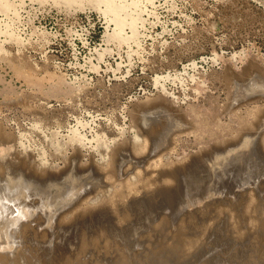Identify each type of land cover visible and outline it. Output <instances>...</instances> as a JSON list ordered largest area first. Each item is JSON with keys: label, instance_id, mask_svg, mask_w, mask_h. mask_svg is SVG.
I'll return each instance as SVG.
<instances>
[{"label": "rangeland", "instance_id": "374dc122", "mask_svg": "<svg viewBox=\"0 0 264 264\" xmlns=\"http://www.w3.org/2000/svg\"><path fill=\"white\" fill-rule=\"evenodd\" d=\"M262 112L264 0H0V264H264Z\"/></svg>", "mask_w": 264, "mask_h": 264}, {"label": "bare ground", "instance_id": "6f19581e", "mask_svg": "<svg viewBox=\"0 0 264 264\" xmlns=\"http://www.w3.org/2000/svg\"><path fill=\"white\" fill-rule=\"evenodd\" d=\"M192 63H194V62H192ZM253 64V63H252ZM251 65V64H250ZM252 66V65H251ZM229 68V67H228ZM225 71H229L228 69L226 70L225 69ZM225 71H224V73H225ZM230 71H232V70H230ZM230 71L229 72H226L223 76H224V79H226L227 81L228 80H232L231 79V77H232V74L230 73ZM233 72V71H232ZM225 80V81H226ZM257 89V88H256ZM251 90V89H250ZM243 92V91H242ZM235 94V93H234ZM230 103V102H229ZM234 103V102H233ZM243 104V103H242ZM217 108V107H216ZM194 110V108H191L190 110ZM224 110V109H223ZM235 110V109H234ZM195 112V111H194ZM193 112V113H194ZM199 112V111H198ZM198 112H195V113H198ZM252 112V111H251ZM250 112V113H251ZM256 111H254V113H255ZM261 111H259V113H260ZM199 113H201V112H199ZM224 113V112H223ZM262 113H264V112H262ZM218 114V113H217ZM239 114V113H238ZM203 116H204V114H202ZM235 115H236V113H235ZM235 115H234V117H235ZM240 115V114H239ZM239 115H237V116H239ZM242 115V114H241ZM240 115V116H241ZM257 115H260V114H258L257 113ZM257 115H256V113H255V117H257ZM210 116V115H209ZM239 116V117H240ZM243 116V115H242ZM246 116V115H245ZM251 116V115H250ZM250 116L248 117V118H250ZM254 116V115H253ZM262 116H264V115H262ZM194 117L196 118V114H194ZM198 117V116H197ZM200 117V118H199ZM198 117V120H200L201 119V115ZM244 117V116H243ZM259 117V116H258ZM203 118V117H202ZM214 117H212L211 119H213ZM216 118V117H215ZM214 118V119H215ZM217 118H218V116H217ZM217 118H216V120H217ZM232 118H233V116H232ZM246 118V117H245ZM245 118H243V120L245 119ZM251 118H253V117H251ZM205 119V118H204ZM219 119V118H218ZM236 119V118H235ZM240 119V118H239ZM253 119H255V118H253ZM198 120H196V121H198ZM215 120V121H216ZM184 121V120H183ZM187 121V120H186ZM195 121V122H196ZM210 121H212V120H210ZM213 122V124L212 125H214V126H216V127H218L217 125H215L214 123H216V122ZM222 121V120H221ZM236 121V120H235ZM249 121V120H248ZM248 121H246L248 124H246V128H247V125H250V124H252V122L254 121V120H252V121H250V124H249V122ZM195 122L194 121H192V123L193 124H195ZM200 122V121H199ZM202 122V124H204L203 122H205V123H210V122H208V121H201ZM201 122L199 123V124H201ZM217 122H218V120H217ZM238 122V124H241V125H239L240 127H242V124L243 123H241V122H239V121H237ZM187 123H189V122H187ZM190 123H191V121H190ZM191 123V124H192ZM221 123L222 122H220V125H221ZM224 123H226V122H224ZM224 123H222V125L224 124ZM255 123H258V122H256L255 121ZM255 123H253V125L255 124ZM199 124H197V122H196V125L197 126H199ZM201 124V125H202ZM211 124V123H210ZM227 124H228V122H227ZM226 124V125H227ZM237 124V123H236ZM196 125H194V127L196 126ZM206 125V124H205ZM205 125H203L204 127H205ZM221 125V126H222ZM225 125V124H224ZM223 126L224 127V130H225V127H227V126ZM228 125H230V124H228ZM252 125V127H254ZM180 126V125H179ZM191 126V125H190ZM196 126V127H197ZM207 126V125H206ZM209 126H211V125H209ZM213 126V127H214ZM232 126V125H231ZM204 127L202 128L203 130H204ZM212 127V128H213ZM223 127H218L219 129H221V128H223ZM233 127V126H232ZM249 127V126H248ZM251 127V126H250ZM259 127V126H258ZM2 128V127H1ZM198 128H200V127H198ZM198 128H196V129H198ZM200 128V130H202ZM212 128H210V130L212 129ZM218 128H216L217 130L216 131H218L219 129ZM229 128V127H228ZM236 128H238V127H236ZM245 128V126L243 127V129ZM192 129H194L193 128V126H192V128L190 129V127H189V131H191ZM213 129H215V128H213ZM232 128L230 127V129L229 130H231ZM238 129H240V128H238ZM248 129V128H247ZM246 129V130H247ZM250 129H252V128H250ZM186 129H184L183 131H185ZM199 130V129H198ZM197 130V131H198ZM202 130V131H203ZM207 130H209L208 128H207ZM209 130V131H210ZM253 130V129H252ZM255 130H257V129H255ZM1 131V130H0ZM182 131V132H183ZM188 131V130H187ZM188 131V132H189ZM196 131V130H195ZM194 130H193V132H195ZM196 131V132H197ZM208 131V132H209ZM215 131V130H214ZM237 131H239V130H237ZM240 131H241V129H240ZM243 131V130H242ZM242 131H241V134H242ZM2 132V131H1ZM1 132H0V135H2L1 136V138L3 137H5V134L3 135V133L1 134ZM180 132V131H179ZM195 132V137L197 136L196 133ZM205 132V131H204ZM204 132H200L198 135L199 136H197V138H195V139H198V137H200V138H202L203 137V135L202 134H207V133H204ZM211 132V131H210ZM219 132V131H218ZM218 132H213V130H212V133H215V134H217ZM221 132H223V131H221ZM221 132H219V133H221ZM228 132V131H227ZM247 132V131H246ZM251 132V131H250ZM254 131H252V133H253ZM7 133H9V132H7ZM171 133V132H170ZM184 133H186V132H184ZM190 133H192V131L190 132ZM202 133V134H201ZM218 133V134H219ZM226 132H224V133H221L222 134V137L224 138L225 136H223L224 134H225ZM237 133V132H236ZM244 133V132H243ZM248 133V132H247ZM202 135V137H201V135ZM209 134V133H208ZM214 134V135H215ZM217 134V135H218ZM145 135V134H144ZM193 135V134H192ZM217 135H215V136H217ZM226 135V134H225ZM234 135V134H233ZM233 135H231L230 136V139H231V137H233ZM11 136V135H10ZM10 136H8L9 138V140H10V138L12 137H10ZM169 136V135H168ZM209 136H212V135H210L209 134ZM209 136H207V137H209ZM219 136V135H218ZM235 136V135H234ZM247 136V135H246ZM236 137H238V136H236ZM249 137V136H248ZM261 137V136H260ZM6 139H7V137H5ZM165 138V137H164ZM6 139H5V141H6ZM205 140H206V138H204ZM210 139V138H209ZM222 139V138H221ZM233 139V138H232ZM234 139H236V138H234ZM233 139V140H234ZM253 139V138H252ZM4 140V139H3ZM227 140V139H226ZM238 139H236V141H237ZM1 141V140H0ZM197 141H199V139L197 140ZM201 141V140H200ZM216 141H218V140H216ZM229 141H231V140H229ZM228 141V142H229ZM2 142H4V141H2ZM220 142H224L223 140H220ZM225 142H227V141H225ZM227 142V143H228ZM119 143V142H118ZM126 143V142H125ZM171 143V142H170ZM230 143V142H229ZM235 143V142H234ZM240 143V142H239ZM245 143V142H244ZM4 144V143H3ZM172 144V143H171ZM216 144V143H215ZM220 143H219V141L217 142V144L216 145H219ZM226 144V143H225ZM224 144V145H225ZM233 144V143H232ZM242 144V143H241ZM119 145V144H118ZM211 145V144H210ZM227 145V144H226ZM237 145V144H236ZM122 146V145H121ZM121 146L119 145V146H117L116 148L114 147V149L112 148V153H110L111 154V156H110V161H109V165H108V169H107V171H109L110 173H114V169H115V165H116V160H117V154H118V152L117 151H119L118 149H120L121 148ZM142 146V145H141ZM214 145H212V147H213ZM220 146H221V144H220ZM234 146V145H233ZM244 146V145H243ZM136 147V146H135ZM223 147V146H222ZM226 147H228V145L226 146ZM160 148V147H159ZM211 148V147H210ZM218 148H219V146H218ZM217 148V149H218ZM236 148V147H235ZM214 149V148H213ZM230 149V148H229ZM209 150V149H208ZM222 150H225V149H222ZM227 150V149H226ZM234 151V149H230V151ZM110 151V152H111ZM126 151V150H125ZM201 151V150H200ZM203 151V150H202ZM211 151H213V150H211ZM229 151V152H230ZM236 151V150H235ZM221 152V151H220ZM17 153V152H16ZM122 153H123V151H122ZM237 153V152H236ZM261 153V152H260ZM18 154V153H17ZM133 154V153H132ZM159 154H160V152H159ZM159 154H157V156L159 155ZM219 154V153H218ZM223 154V153H222ZM222 154H221V156H222ZM226 154V153H225ZM232 154H233V152H232ZM262 154H264V153H262ZM79 155H80V150L78 149V147H75V149H73V153H72V156H74V158H75V160L76 159H78L79 158ZM161 155V154H160ZM227 155V154H226ZM14 156V155H13ZM225 156V155H224ZM24 157V156H23ZM135 157V156H134ZM201 157V156H200ZM199 157V158H200ZM218 157H219V155H218ZM21 158V157H20ZM25 158V157H24ZM123 158V157H122ZM121 158V159H122ZM157 158H159L160 160H162L161 158H160V156L159 157H157ZM186 158V157H185ZM195 159L194 160H196V157H194ZM217 158V157H216ZM222 158V157H221ZM225 158V157H224ZM224 158H222V160H224ZM231 158V157H230ZM22 159V158H21ZM159 159H155V157H154V160H159ZM189 159V158H188ZM219 159V158H218ZM217 159V160H218ZM228 159H229V157H228ZM190 160V159H189ZM188 160V161H189ZM5 161V160H4ZM9 161V160H8ZM14 161V160H13ZM122 161V160H121ZM147 161V160H146ZM163 161V160H162ZM169 161V160H168ZM191 161H193V158H192V160H190L189 162H191ZM228 161V160H227ZM239 161V160H238ZM153 162V161H152ZM165 162V161H164ZM170 162H175V161H172L171 159H170ZM170 162L168 163L169 165H170ZM199 162V161H198ZM218 162L219 161H217V164H218ZM224 162V161H223ZM1 163V162H0ZM5 163V162H4ZM133 163V162H132ZM145 163V162H144ZM156 163V162H155ZM159 163L161 164V162L159 161ZM158 163V164H159ZM176 163V162H175ZM187 163V162H186ZM239 163H240V161H239ZM15 164V163H14ZM24 164H26V163H24ZM93 164V163H92ZM136 164V163H135ZM163 164V163H162ZM161 164V165H162ZM172 164V163H171ZM177 164V163H176ZM181 164V163H180ZM179 164V165H180ZM184 165L183 166H187V164L185 165V163H183ZM224 164V163H223ZM226 164V163H225ZM19 165H21V164H19ZM18 165V166H19ZM89 165H91L90 163H89ZM98 165V164H97ZM155 165V164H154ZM161 165H160V167H161ZM165 165H167V162L165 163ZM173 165V164H172ZM175 165V164H174ZM178 165V164H177ZM197 165V164H196ZM34 166V165H33ZM100 166V165H99ZM156 166H157V164H156ZM159 166V165H158ZM217 166H219V165H217ZM237 166V165H236ZM6 167V166H5ZM89 167V166H88ZM97 167V166H96ZM95 167V168H96ZM165 167H168V166H165ZM180 167V166H179ZM179 167H178V170H179ZM182 167V166H181ZM2 168V167H1ZM0 168V169H1ZM41 168V167H40ZM82 168V167H81ZM120 168V167H119ZM154 168H155V166H154ZM154 168H152V169H154ZM185 168V167H184ZM13 169V168H12ZM85 169V168H84ZM155 169H158V167L157 168H155ZM154 169V170H155ZM175 169V167L173 168V167H171L170 168V166H169V168H167V169H161V170H159L158 171V175H156L157 176V178H158V180H162V181H164V179L163 178H166L167 180H168V178H172V177H174L173 175H175L176 174V171L178 172V170H174ZM177 169V168H176ZM7 170V169H6ZM5 170V171H6ZM37 170H39V169H37ZM82 170V169H81ZM151 172H152V170H150ZM157 171V170H156ZM8 172V171H7ZM19 172V171H18ZM31 172V171H30ZM135 172V171H134ZM0 173H2V172H0ZM39 173H41V172H39ZM145 173H147V172H145ZM149 173L150 172H148L147 173V175H149ZM11 174V173H10ZM14 174V173H13ZM45 174V173H44ZM37 175V174H36ZM40 175V174H39ZM51 175V174H50ZM142 175V174H141ZM144 175H146V174H144ZM12 176V175H11ZM30 176V175H29ZM44 176V175H43ZM138 176H139V174H138ZM38 178H39V176H37ZM144 177V176H143ZM146 177V176H145ZM144 177V178H145ZM2 178V177H1ZM46 178V177H45ZM56 179V178H55ZM143 179V178H142ZM156 179V178H155ZM61 180V179H60ZM71 180V179H70ZM115 180V179H114ZM141 180V179H140ZM127 181V180H126ZM214 182V181H213ZM2 183V182H1ZM138 184H142V183H137V185ZM145 184V183H144ZM153 184V183H152ZM179 184V183H178ZM137 185H135V186H137ZM240 185V184H239ZM243 185V184H242ZM134 186V187H135ZM5 188V187H4ZM124 188V187H123ZM133 188V187H132ZM6 189V188H5ZM137 189V188H136ZM247 189V188H246ZM141 190V189H140ZM121 191H123V190H120L119 192L122 194V192ZM103 192V191H102ZM116 192H118V191H116ZM115 192V193H116ZM125 192V191H124ZM4 193H6V192H4ZM8 193V192H7ZM114 193V194H115ZM176 193V192H175ZM229 193V192H228ZM119 194V193H118ZM216 194V193H215ZM117 195V194H116ZM116 195L114 196V198L116 199ZM253 195V194H252ZM39 196V195H38ZM87 196V195H86ZM112 196V195H111ZM118 196V195H117ZM171 196V195H170ZM254 196V195H253ZM2 197H4V196H1L0 197V213H4L3 215H1L0 216V237L2 236V234H3V229L2 228H5L6 230L8 229V227H9V225H13V224H17L18 223V221L21 219V218H23V217H25L26 215H28V213H29V211H28V209H26V206H25V208H23V207H21V206H19L18 204H16V206H15V208L13 209V208H11V199H8V197H6V200H5V198H4V200L2 199ZM70 197V196H69ZM121 197H122V195H121ZM85 198V197H84ZM112 199V200H115V199ZM37 199V198H36ZM104 199V198H103ZM119 199V198H118ZM118 199H117V202H118ZM121 199V198H120ZM154 199V198H153ZM162 199V198H161ZM106 200V203L108 204V202H109V204H110V200L109 201H107L108 199H105ZM185 200V199H184ZM75 201V200H74ZM85 201V200H84ZM202 201V200H201ZM20 202V201H19ZM113 202V201H112ZM116 200L114 201V204L116 205ZM136 202V201H135ZM103 203V202H102ZM105 203V202H104ZM157 204V203H156ZM218 204H220V203H218ZM78 205V204H77ZM84 205V204H83ZM97 205V204H96ZM225 205V204H224ZM251 205H253V204H251ZM86 207L88 206V205H85ZM103 206V205H102ZM250 206V205H249ZM101 207V206H100ZM150 207V206H149ZM179 207V206H178ZM82 208L84 209V207L82 206ZM76 209V208H75ZM96 209V208H95ZM105 209V208H104ZM193 209V208H192ZM215 209V208H214ZM218 209V208H217ZM81 210V209H80ZM94 210V209H93ZM160 210V209H159ZM2 211V212H1ZM76 211V210H75ZM88 211V210H87ZM95 211V210H94ZM99 211V210H98ZM163 211V210H162ZM253 211V210H252ZM15 212V213H14ZM79 212V211H78ZM81 212V211H80ZM93 212V211H92ZM13 213L15 214V215H13ZM167 213V212H166ZM201 213V212H200ZM249 213V212H248ZM85 214V213H84ZM60 215V214H59ZM251 215V214H250ZM72 216V215H71ZM232 216V215H231ZM61 217H63V216H61ZM60 217V218H61ZM64 218V217H63ZM62 218V219H63ZM73 218V217H72ZM75 218V217H74ZM77 218V217H76ZM254 218V217H253ZM29 220V219H28ZM22 220H20V222H21ZM35 221V220H34ZM58 221V220H57ZM217 221V220H216ZM23 222V221H22ZM25 222V221H24ZM62 222H63V220H62ZM26 223H28V222H26ZM73 224V223H72ZM171 224V223H170ZM237 224V223H236ZM252 224V223H251ZM257 224V223H256ZM58 225V224H57ZM235 225V224H234ZM262 225H264V224H262ZM16 226V225H15ZM20 226V225H19ZM21 226H22V224H21ZM50 226V225H49ZM260 226V225H259ZM17 227H18V225H17ZM28 227V226H27ZM46 227V226H45ZM87 227V226H86ZM214 227V226H213ZM224 227V226H223ZM10 228V227H9ZM14 228V227H13ZM30 228V227H29ZM237 228V227H236ZM11 229V228H10ZM16 229V228H15ZM20 229V228H19ZM25 229H26V225H24L23 224V226H22V233L21 234H23L24 232H25ZM47 229V228H46ZM82 229V228H81ZM159 229H161V228H159ZM27 230V229H26ZM55 230V229H54ZM84 230V229H83ZM97 230V229H96ZM203 230V229H202ZM227 230V229H226ZM239 230H241V229H239ZM13 231V230H12ZM17 231V230H16ZM181 231V230H180ZM231 231V230H230ZM8 232H11L10 230L8 231ZM14 233H15V231H13ZM34 232V231H33ZM73 232V231H72ZM83 232V231H82ZM205 232V231H204ZM235 232V231H234ZM12 233V232H11ZM37 233V232H36ZM199 233V232H198ZM26 234V233H25ZM35 234V233H34ZM39 234V233H38ZM78 234V233H77ZM228 234V233H227ZM244 234V233H243ZM8 235V234H7ZM15 235H16V233H15ZM14 235V236H15ZM184 235V234H183ZM236 235V234H235ZM13 236V235H12ZM16 236H18V235H16ZM30 236V235H29ZM33 236V235H32ZM45 236V235H44ZM181 236V235H180ZM197 236V235H196ZM20 237V236H19ZM37 237V236H36ZM41 237V236H40ZM46 237V236H45ZM66 237V236H65ZM160 237V236H159ZM163 237V236H162ZM188 237V236H187ZM10 238V237H9ZM42 238V237H41ZM85 238V237H84ZM200 238V237H199ZM87 239V238H86ZM175 239H176V237H175ZM190 239V238H189ZM15 240V239H14ZM36 240V239H35ZM43 240V239H42ZM56 240V239H55ZM67 240V239H66ZM187 240V239H186ZM198 240V239H197ZM200 240V239H199ZM13 241V240H12ZM39 241H40V239H39ZM95 241V240H94ZM190 241H191V239H190ZM208 241V240H207ZM184 243V242H183ZM74 244V243H73ZM89 244V243H88ZM18 245V244H17ZM81 245H83V244H81ZM80 245V246H81ZM143 245V244H142ZM196 245V244H195ZM8 246V245H7ZM63 246V245H62ZM84 246H85V244H84ZM23 247V246H22ZM42 247V246H41ZM88 247H90V246H88ZM93 247V246H92ZM105 247V246H104ZM194 247V246H193ZM220 247V246H219ZM8 248H9V246H8ZM7 248V249H8ZM12 248V247H11ZM17 248V247H16ZM26 248H27V246H26ZM39 248V247H38ZM106 248V247H105ZM10 249V248H9ZM107 249V248H106ZM187 249V248H186ZM192 249V248H191ZM19 250V249H18ZM23 250V249H22ZM34 250V249H33ZM35 250H37V249H35ZM39 250V249H38ZM74 250V249H73ZM17 251V250H16ZM32 251V250H31ZM48 251V250H47ZM113 251V250H112ZM155 251V250H154ZM175 251V250H174ZM3 252H5V251H3ZM12 252V251H11ZM11 252H9V255H10V253ZM24 252V251H23ZM28 252V251H27ZM30 252V251H29ZM41 252H42V250H41ZM14 253H16L15 251H14ZM20 253H21V251H20ZM34 253V252H33ZM48 253V252H47ZM79 253H81V251H79ZM189 253V252H188ZM231 253V252H230ZM4 254V253H3ZM2 254V255H3ZM6 254V253H5ZM22 254V253H21ZM45 254V253H44ZM172 254V253H171ZM7 255L8 254H6L5 256L7 257ZM16 255V254H15ZM77 255V254H76ZM13 256V255H12ZM18 256H20V255H18ZM26 256V255H25ZM46 256V255H45ZM63 256V255H62ZM3 257V256H2ZM9 257V259H10V256H8ZM30 257H32V255L30 256ZM39 257H40V255H39ZM38 257V258H39ZM65 257V256H64ZM69 257V256H68ZM79 256H77V258H78ZM41 258H43V256L41 257ZM71 258V257H70ZM69 258V259H70ZM76 258V259H77ZM8 259V258H7ZM15 259V258H14ZM25 259V258H24ZM16 260V259H15ZM44 260H46V259H44ZM74 260V259H73ZM2 261V260H1ZM14 261V260H13ZM26 261V260H25ZM52 261V260H51ZM163 261H164V259H163ZM4 262V261H3ZM9 262V261H8ZM15 262V261H14ZM21 262V261H20ZM2 263V262H1ZM11 263H13L12 261H11ZM17 263H19V262H17ZM33 263V262H32ZM58 263V262H57ZM6 264V263H5ZM61 264V263H60ZM101 264V263H100Z\"/></svg>", "mask_w": 264, "mask_h": 264}]
</instances>
